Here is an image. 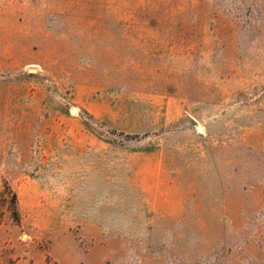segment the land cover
<instances>
[{
    "label": "rangeland",
    "instance_id": "obj_1",
    "mask_svg": "<svg viewBox=\"0 0 264 264\" xmlns=\"http://www.w3.org/2000/svg\"><path fill=\"white\" fill-rule=\"evenodd\" d=\"M0 264H264V0H0Z\"/></svg>",
    "mask_w": 264,
    "mask_h": 264
}]
</instances>
